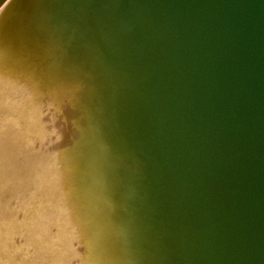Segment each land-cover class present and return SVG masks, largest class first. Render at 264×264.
I'll return each mask as SVG.
<instances>
[{
  "label": "water",
  "instance_id": "1",
  "mask_svg": "<svg viewBox=\"0 0 264 264\" xmlns=\"http://www.w3.org/2000/svg\"><path fill=\"white\" fill-rule=\"evenodd\" d=\"M0 264H264V0H0Z\"/></svg>",
  "mask_w": 264,
  "mask_h": 264
}]
</instances>
